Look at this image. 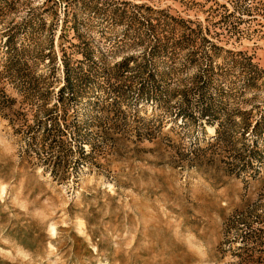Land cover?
Here are the masks:
<instances>
[{"label": "rangeland", "instance_id": "374dc122", "mask_svg": "<svg viewBox=\"0 0 264 264\" xmlns=\"http://www.w3.org/2000/svg\"><path fill=\"white\" fill-rule=\"evenodd\" d=\"M0 264H264V0H0Z\"/></svg>", "mask_w": 264, "mask_h": 264}, {"label": "trees", "instance_id": "16d2710c", "mask_svg": "<svg viewBox=\"0 0 264 264\" xmlns=\"http://www.w3.org/2000/svg\"><path fill=\"white\" fill-rule=\"evenodd\" d=\"M127 63H128L127 60L123 59V60L117 62L116 66L119 69H126V68H128ZM65 71L67 72L65 83L59 88V95H60L59 100L63 103V105L65 103L64 100L66 99V98H64V91L66 89H69L70 90V97L69 98H74L78 94L79 87H80L79 85L82 82V79L80 77L70 75V73L68 71V67L65 68ZM122 71H124V70H121V72ZM122 75H124V74H122ZM125 79H127V76H122L119 80L117 79V83L112 84L111 88H120L121 84H122L121 81H124ZM150 81H153V78L142 81L139 85V91H141L142 93L145 92L147 95V99H149V98L150 99L164 98L163 97L164 95H162L161 90H159V91H156L155 89L145 90L146 88H148V83ZM201 89H202V86L199 82V84H196L193 88L185 89V90L181 91V94H182L181 99H179L176 102L177 110L174 113L175 118L178 116H180L182 119L183 118H190L195 123H197V122L201 123V119H202V121L204 119L205 122L211 123V124L213 122L212 121L213 119L218 118L216 113L214 112L212 105L208 101L205 100L204 95L200 96L199 103L196 106L197 114L189 108V104L191 103L189 100V94L194 93V92H201ZM166 101H169V98ZM54 107H57V106L54 104ZM63 110H65V106H63ZM62 118H63L64 124H65V128L68 127V125L65 123L66 122L65 111L62 115ZM51 122H52L51 126L54 128V133H53L54 141L62 142V136L64 135V132L60 128V123L58 121V118L57 117L53 118V120ZM258 125H259V121L257 120L255 122L253 129L255 127H257ZM216 132H217V135L215 138H217V139L225 138L227 136V131L224 128V125L222 123L216 124ZM82 140L83 139H80L81 143H83ZM81 143H80V145H77V146H79L78 150L82 154V153H84V151H83V147H82L83 144H81ZM56 158H57V156H56ZM54 162H56V161H54Z\"/></svg>", "mask_w": 264, "mask_h": 264}]
</instances>
